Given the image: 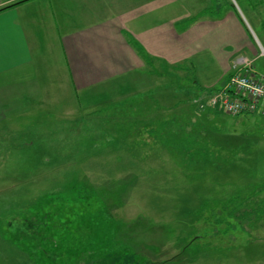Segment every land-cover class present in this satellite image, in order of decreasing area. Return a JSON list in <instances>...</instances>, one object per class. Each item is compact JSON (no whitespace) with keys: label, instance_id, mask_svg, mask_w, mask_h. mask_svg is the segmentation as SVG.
<instances>
[{"label":"rangeland","instance_id":"rangeland-1","mask_svg":"<svg viewBox=\"0 0 264 264\" xmlns=\"http://www.w3.org/2000/svg\"><path fill=\"white\" fill-rule=\"evenodd\" d=\"M210 2L204 15L229 19L226 47L238 36L245 45L253 43L260 51L253 63L264 77V0ZM209 45L217 54L218 41ZM203 64L180 78L176 66H160L165 105L175 95L184 98L191 80L208 70ZM118 84L124 81L83 88L69 101L71 109L57 104L0 125V264H129L123 258L131 255L137 264H171L178 260L174 242L180 248L194 244L183 255L194 260L206 233L264 231V220L258 228L251 214L236 217L237 209L252 206L236 204V197L251 202L258 190L264 196L260 107L233 116L198 103L194 124H166L159 136L120 118L129 96L122 87L114 99ZM114 100L119 117L113 115ZM226 199L229 212L221 214L216 209ZM259 207L264 210V203ZM173 231L186 235L174 240ZM227 240L225 248L235 246ZM212 241V253L218 252L219 236ZM242 241L247 254L251 248L264 251V239ZM213 254L211 264L220 257Z\"/></svg>","mask_w":264,"mask_h":264},{"label":"crops","instance_id":"crops-1","mask_svg":"<svg viewBox=\"0 0 264 264\" xmlns=\"http://www.w3.org/2000/svg\"><path fill=\"white\" fill-rule=\"evenodd\" d=\"M18 1L0 0V125L20 122L31 111L57 104L71 109L69 101L76 100L83 88L122 80L124 84L113 90L114 99L122 87L129 96L120 118L127 119V125L144 126L148 134L163 136L166 124L186 119L187 124H194V108L200 111L198 100L226 85L239 58L255 63L253 56L260 53L253 43L245 45L240 36L232 37L234 46L226 47L223 34L229 19L204 15L210 0H26L15 4ZM236 22L242 23L239 15ZM212 39L219 45L216 56L211 54ZM165 63L178 68V78L203 63L209 68L191 80L183 99L175 95L177 100L168 106L160 70ZM149 77L156 79L153 82ZM112 107L113 115L119 117L115 100ZM259 109L264 114V103ZM260 195L258 190L251 202L236 197V204H252L245 211L244 206L237 209V219H248L243 218L247 212L260 221L256 225L260 227L264 220V210L259 207L264 196L262 201ZM226 200L216 209L221 214L229 212ZM241 232L245 235L206 233L194 260L192 255L183 256L194 244L180 248L174 242L178 260L171 264H211L213 253H220L214 264H264V251L251 248L247 254L242 241L259 242L264 231ZM173 233L174 240L186 235V231ZM213 235L219 236V249L212 253ZM228 238L235 246L224 247Z\"/></svg>","mask_w":264,"mask_h":264},{"label":"built area","instance_id":"built-area-1","mask_svg":"<svg viewBox=\"0 0 264 264\" xmlns=\"http://www.w3.org/2000/svg\"><path fill=\"white\" fill-rule=\"evenodd\" d=\"M258 75L252 60L239 58L226 85L198 100L200 107L219 109L233 116L256 112L264 103V77Z\"/></svg>","mask_w":264,"mask_h":264},{"label":"trees","instance_id":"trees-1","mask_svg":"<svg viewBox=\"0 0 264 264\" xmlns=\"http://www.w3.org/2000/svg\"><path fill=\"white\" fill-rule=\"evenodd\" d=\"M23 1H26V0H20V1H18V2H16L15 4H18V3H20V2H23ZM216 89H213V90H210L211 92H210V94L213 92V91H215ZM218 90V89H217ZM247 115V114H246ZM58 220H59V218H57ZM56 219V220H57ZM41 220L43 221V220H45V218H41ZM56 220H53V224H54V222H56ZM60 221V220H59ZM38 222H40V220H38ZM51 230H53V227L51 226ZM131 259L129 260V258L128 257H125V258H123V259H125V261H126V259L128 260V261H130V263L129 264H137V262L135 261V259H134V255H131ZM123 259H120V262H122L123 261ZM133 259V260H132ZM133 261V262H132ZM139 263H141V261L139 260V262H138V264Z\"/></svg>","mask_w":264,"mask_h":264}]
</instances>
